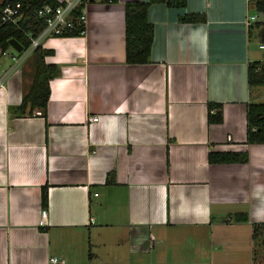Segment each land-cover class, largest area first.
Wrapping results in <instances>:
<instances>
[{
    "label": "crops",
    "instance_id": "obj_1",
    "mask_svg": "<svg viewBox=\"0 0 264 264\" xmlns=\"http://www.w3.org/2000/svg\"><path fill=\"white\" fill-rule=\"evenodd\" d=\"M131 1L149 0L91 3L82 36L43 43L54 52L46 62L60 68L45 117L9 113L31 85L30 57L20 68L8 57L0 71V264L91 263L92 246L111 249L116 231L144 235L152 249L185 231L206 258L216 241L245 244L264 225V144L247 143L248 105L261 100L248 83L258 61L248 0L151 5V62L143 65L126 62ZM189 14L206 22L180 20ZM209 103L223 105L221 124L209 125ZM212 151L246 152L248 161L211 164ZM238 214L249 221L234 222Z\"/></svg>",
    "mask_w": 264,
    "mask_h": 264
},
{
    "label": "trees",
    "instance_id": "obj_2",
    "mask_svg": "<svg viewBox=\"0 0 264 264\" xmlns=\"http://www.w3.org/2000/svg\"><path fill=\"white\" fill-rule=\"evenodd\" d=\"M118 0H113L117 3ZM103 2L108 3V0ZM21 3L23 13L20 28L11 23L2 24L0 14V55L11 49L10 40L18 41L24 48L30 45L26 33H32L37 37L45 27V23L36 16V11L46 3H55V0H2L0 9L7 4ZM156 3H164L170 8L185 9L187 0H149L146 3L131 1L125 4V40H126V62L129 65H143L151 62V48L153 44V25L148 20L149 7ZM253 5V6H252ZM251 8L255 13L264 14V0H248V12L251 15ZM204 14L184 15L180 20L184 23H205ZM261 28L260 22L249 25V30ZM85 32V25L81 24L70 37H80ZM53 50L44 49L42 46L33 53L34 73L32 82L23 96L22 103L10 109L13 118L31 117L38 112L42 117L46 116L48 102L51 96L50 82L60 74V68L54 64H48L46 58L52 55ZM248 83L251 94L254 89L264 87V61H253L249 64ZM223 122V105L216 103L208 104V123L221 124ZM247 143L264 144V102L251 101L247 110ZM211 164H233L247 163L248 153L240 152H217L212 151L208 156ZM113 177V176H112ZM47 188L43 190V206L48 203ZM237 223H247V214H238L233 217ZM261 228L264 225H255L253 238H259Z\"/></svg>",
    "mask_w": 264,
    "mask_h": 264
},
{
    "label": "rangeland",
    "instance_id": "obj_3",
    "mask_svg": "<svg viewBox=\"0 0 264 264\" xmlns=\"http://www.w3.org/2000/svg\"><path fill=\"white\" fill-rule=\"evenodd\" d=\"M253 6V5H252ZM251 15H257L256 22H260L261 28H255L252 33V58L258 61H264V52L258 48V43L264 42V14L255 13L251 8ZM32 57H30L23 65L28 66V70L32 69ZM11 60L8 57L0 55V71L8 67ZM22 65V66H23ZM264 91V87H259L253 90V95L256 99H261L256 102H264V93L259 97V92ZM258 233L259 238L254 242L251 234V240L245 244L241 242L230 241L228 243L219 244V248L215 253L211 254L213 257L197 258L194 254V240L190 237H184L185 231L174 233L175 237L167 238L165 242L156 239L155 248L150 247V240L145 236L143 239L135 238V234H127L123 231L114 232L110 244L111 249H101L92 246L91 249V263L84 260L81 264H264V228ZM232 238V237H231ZM154 239V237H153ZM210 243L207 242L208 248ZM231 243V244H230ZM223 253L219 254L220 250ZM218 250V251H217ZM178 251H180L178 253ZM184 254L186 259L183 258ZM222 255V256H221Z\"/></svg>",
    "mask_w": 264,
    "mask_h": 264
},
{
    "label": "built area",
    "instance_id": "obj_4",
    "mask_svg": "<svg viewBox=\"0 0 264 264\" xmlns=\"http://www.w3.org/2000/svg\"><path fill=\"white\" fill-rule=\"evenodd\" d=\"M104 0H55V3H46L36 11V16L39 20L45 23L44 29L35 38L32 33H26V37L30 40V45L27 48L23 47L21 52H15L11 55L9 52H3V56L9 57L17 68L33 55L34 51L43 46V43L51 38L70 37L81 24L85 25L86 8L89 4ZM2 1H0L1 5ZM108 3H113V0H108ZM21 3L7 4L0 9L1 23H11L17 28H20V22L23 18L21 12ZM257 20V15H249V24ZM259 49L264 52V42L259 44ZM5 85V76L0 77V89ZM90 122H97V117H91ZM40 225H46L47 211H42ZM49 264H64V261L53 257Z\"/></svg>",
    "mask_w": 264,
    "mask_h": 264
},
{
    "label": "water",
    "instance_id": "obj_5",
    "mask_svg": "<svg viewBox=\"0 0 264 264\" xmlns=\"http://www.w3.org/2000/svg\"><path fill=\"white\" fill-rule=\"evenodd\" d=\"M9 44L17 52H21L23 50V46L18 41L14 40V39L10 40Z\"/></svg>",
    "mask_w": 264,
    "mask_h": 264
}]
</instances>
